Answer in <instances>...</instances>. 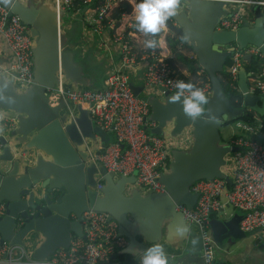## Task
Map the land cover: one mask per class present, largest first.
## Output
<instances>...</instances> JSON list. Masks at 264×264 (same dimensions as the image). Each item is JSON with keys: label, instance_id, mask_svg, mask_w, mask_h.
Masks as SVG:
<instances>
[{"label": "water", "instance_id": "1", "mask_svg": "<svg viewBox=\"0 0 264 264\" xmlns=\"http://www.w3.org/2000/svg\"><path fill=\"white\" fill-rule=\"evenodd\" d=\"M0 5L19 17L28 27V33L34 41V85L27 92L19 91L0 71V110H12L27 116V120L21 117L18 119L19 130L2 128L0 131V204L3 203L5 207L4 214L0 216L2 241L28 247L33 243L35 235L42 236L43 242L32 259L44 261L57 249L69 247L71 228L83 238L82 231H79L82 214L92 209L97 213L107 214L109 221L117 223L121 236H125L132 245L145 250L147 247L137 240V235L146 238L149 227L140 225L132 233H128L124 226L130 218L137 224H141V217L151 223L153 214L142 215V205L148 206L150 210H157L159 218L178 214L183 220L180 213H173L172 210L175 211L179 205L188 209L195 206L197 196L190 192L195 183L224 179L230 185L229 177L221 174L220 169L225 166V157L238 150L236 147L220 145L219 129L241 119L248 112L264 116V97L248 94L249 74L243 69L238 75L243 103L240 109L231 106L217 77L223 72L229 52H221L219 46L236 43L240 48L261 47L264 53V17L261 8L256 7L252 26L244 21L236 32H214L218 20L228 15L223 0H185L180 3L179 13L171 19L177 23L183 36L188 37L184 43L191 47L197 56L199 67L206 72L211 93L209 103L205 106V114L200 118L193 120L181 109L174 113L176 128L169 130V134L176 136L184 128H191L192 144L185 152H172L169 172L163 173L160 178L165 193L141 198L138 194L123 196L126 179L123 177L113 184L111 178L114 175L104 173L102 166H95L88 161V155L84 152H78L79 157L76 158L67 157L59 150L48 153L49 155L44 153L50 160L40 153H30L32 149L44 150V132L51 121L61 124L64 128L62 130L73 144L82 147L85 139H90V134L87 135L83 126V118L88 120L89 117L87 111L81 112V118H77L63 103L49 108L46 96V90L53 89L58 84L59 71L63 74V83L71 81L82 84L80 70L71 63L72 53L62 52L67 39L59 31L56 10L51 6L38 10L33 5H23L19 0H0ZM244 60L251 63L249 55ZM130 87L135 96L141 94V87L133 84ZM21 92L26 93L19 94ZM168 95L169 93L166 96ZM33 96L34 99H31ZM169 127L170 120L164 124L159 123L154 134L163 136V130L167 131ZM159 129L160 133L157 134ZM35 130L38 131L37 135L29 140ZM94 132L100 138L108 136L97 127ZM114 142L115 140L109 144ZM84 169L88 186L92 188L87 194L84 183L80 186L77 183L83 181ZM98 175L105 182L100 192L94 190ZM187 199L193 203H187ZM70 200L76 201L80 206L69 209ZM73 213L75 220L70 222L69 217ZM153 226L154 223L151 224ZM261 243L259 249L264 248V239H261Z\"/></svg>", "mask_w": 264, "mask_h": 264}, {"label": "built area", "instance_id": "2", "mask_svg": "<svg viewBox=\"0 0 264 264\" xmlns=\"http://www.w3.org/2000/svg\"><path fill=\"white\" fill-rule=\"evenodd\" d=\"M138 2L54 0L59 31L64 30L63 24L80 18L83 27L94 37V54L103 58L117 55L119 61L118 66L106 75L102 89L66 88L59 74L58 84L53 89H47L46 96L50 106L63 103L70 113L72 106L85 108L97 128L114 136L115 142L94 154L90 162L102 166L104 173L114 176L135 174L138 187L150 193L163 194L165 189L160 178L169 168L171 152L187 151L193 140L187 134L174 141L155 135L153 129L156 123L148 119L149 101L140 95L135 96L130 87L131 74L140 66H144L145 95L155 91L175 94L176 82L183 80L170 63L172 52L167 38L173 36V31L169 27L166 26L157 35L158 47L155 50L144 48L143 42L149 37L136 29L134 8ZM223 2L228 15L220 18L216 26L218 31L235 32L244 21L252 26L255 21L250 22L245 16L248 15L245 11L251 8H261L264 17V0ZM124 4L130 9L124 11ZM168 22L176 28L171 18ZM0 38L12 56L8 70L1 72L13 79L16 88H30L34 85V41L28 27L2 5ZM183 47L179 44L176 49L182 52ZM247 55L255 68L249 73L248 94L264 97V53L261 47L233 48L226 72L228 87L231 91L240 92L238 75L248 64L244 60ZM201 88L206 95H210V84L206 83ZM12 123L13 120H4L2 128L11 129ZM233 125L235 134L230 145L238 151L232 153V168L224 175L229 177L230 185L224 179L198 181L191 187L192 193L197 196L195 206L192 209L176 206V211L187 224L199 228L202 264H218L208 227L212 214H220L229 206L242 213L239 222L242 233L254 235L264 232V116L254 113L252 122L237 121ZM102 187V178H99L96 190L100 191ZM4 212V204L1 203L0 216ZM108 218L107 214L92 209L84 212L81 222L83 238H74L68 248L56 250L44 261L32 259L25 252L26 247L2 241L0 235V264H120L114 261V257L126 248L128 241L119 234L117 223Z\"/></svg>", "mask_w": 264, "mask_h": 264}, {"label": "crops", "instance_id": "3", "mask_svg": "<svg viewBox=\"0 0 264 264\" xmlns=\"http://www.w3.org/2000/svg\"><path fill=\"white\" fill-rule=\"evenodd\" d=\"M19 1L25 6L33 5L38 10L45 6L49 8L51 6L55 11L54 0H19ZM255 9L256 8L253 9L251 8L249 11H245L246 13H248V15L245 16L246 18H248V20H250V22L251 20L255 21V14H254ZM174 23L176 25V28L179 29L177 23L176 22ZM77 24H80L81 27H79ZM217 24L215 25L214 32H225V31H218L216 29ZM62 27H63L62 29H64L62 30V33L64 35H65L64 31L65 32L72 31V37L70 39L65 35V38L67 39V45L64 47L62 52L72 53L73 57L71 63L73 66H75L80 70V81L82 82V84L77 82H76L77 84H74L71 81H66L67 82L65 83L66 88L89 89V90L102 89L106 75L108 74V72H111L113 69H115L118 66L119 58L117 57V55H110V57L103 58V57H98L94 54L95 40H92L94 37L92 36V33L87 31L83 27L80 18H76L72 20L70 23L67 22L63 24ZM235 46H238L240 48L238 44L233 43L231 45H221L219 46V49L221 50V52L227 51L230 53L232 51L229 50L230 49L233 50ZM241 49H246V48H241ZM178 53L183 55V57L187 58L188 60L196 63L197 68L200 69V71L198 72L199 76L204 72V70L199 67L197 56L195 55L194 51L191 49V47L188 44L187 45L185 44V46L182 49V52H178ZM227 60H229V58H227ZM170 62H172V66L179 71L181 76L185 78H191V75L187 70L186 64L181 62L179 59H176L175 55L172 54V58ZM11 63H12V56L0 38V71L8 70ZM227 68L228 67H225L224 65V69L222 73L226 74ZM143 73H144V66H140L137 70H135L131 74L130 82L134 86L141 87L142 92L140 96L144 97L149 101L150 115L148 119L153 120L156 123L157 128L159 126V123L164 124L165 122L167 123L169 120L171 121V127L166 129L167 131L163 130L164 135L162 136L163 138H166L168 140L171 141H174V139L178 140L179 137H182L185 134L192 136L191 128H184L182 133L176 136H171L169 134L170 132L169 130H172V128L174 129L176 128L174 125L175 122L174 113L177 110L180 109L182 110V107L179 103L170 102L169 97L174 94H169L168 96H166L167 93L163 94L161 91H155L152 94L145 95V93L143 92ZM204 73L206 74V72ZM59 74L62 76L63 79V74L61 71L57 73L58 78H59ZM220 74H218L217 77ZM5 77L8 82L14 84V86L16 87L13 79L9 75L8 76L5 75ZM17 89L19 91L26 90V92L29 90L28 88H27L28 90L19 89V88ZM26 92H21L19 94H24ZM34 96L31 99H34ZM48 107L55 108V107H51L49 104ZM71 108L73 110L72 114L77 118L78 117L81 118L80 116L81 112H86L85 108L79 105L72 106ZM20 117L22 119L27 120V116L23 114H19L16 111L4 110V109L0 110V131L3 130L2 123L4 122V120H13L11 129L19 130L18 119ZM33 119L37 122L35 118ZM233 123L234 122H232V124L231 123L225 124L231 126V133L229 135V138L226 140V142H224L222 145L220 144L221 146L231 147L230 143L235 134ZM83 126L87 135L90 134L89 135L90 139H85L84 146L80 147L76 144H73V142L67 137V135L63 131L64 128L61 127V124L55 123V121L49 122L44 132L45 134V137L43 139L44 150L32 149L30 153L31 154L40 153L47 160H50V158H47L45 154L56 153L58 150L67 157L75 156V158L77 156L79 157V153L81 154L86 153L88 155V161H90L91 158L94 156V154L100 152L103 148L109 145V143L115 140L114 136L108 133H107L108 135L107 138H100L98 135L94 134L95 133L94 130L96 127L95 124H93L90 117H88V120L86 118H83ZM154 129H153V133H154ZM156 132L157 134H159L160 129ZM37 133L38 131L36 130L32 132L29 137V140L34 136H36ZM219 134H220V129H219ZM221 142L222 141H220V143ZM173 151L185 152L183 150H173ZM172 152H171L170 162H172ZM230 154H228L225 157V166L220 169V172L223 175L228 174V172L232 168V164L228 165L229 161L231 162L233 161ZM168 172H169V168L166 174ZM123 177L126 179V183L124 185V191L122 193L123 196L127 197V196H131L132 194H138L141 198H145L150 195H157L138 187L136 184L135 174L126 177L114 176L113 178H111L113 184L119 182ZM99 178L101 179L102 176L98 175L97 181L99 180ZM82 180L83 181H77V183L79 184V186L81 183H84L86 188L85 193L87 194L92 190V188L88 186V178L85 173V169H84V178ZM103 184L105 186V182H103L102 180V185ZM73 190L74 192H76L75 188H73ZM94 190L97 191L96 186ZM190 192L192 193L191 189ZM186 202L189 204H191V202L193 203V201L189 199H187ZM78 206L80 205L76 201L74 200L69 201V209H75ZM141 212L142 215L148 214L149 216H151L153 214L151 223L146 222L147 220L141 217L140 219L141 224H137L136 222L132 221L130 218L128 219V222H125L124 225L125 232L132 233L134 229H136L140 225L149 227L146 232L147 234L146 238L141 237V235H137V240L139 242L142 241L147 248L157 243L162 245L165 253L168 256V264H202L201 235L198 227L187 224L184 219L181 220L178 214H176L173 217L159 218L158 211L150 210L149 207L146 205H142ZM172 212L178 213L176 210L175 211L172 210ZM240 216L241 214L237 210L228 206L225 208V210L222 213L212 214L209 217L208 227L213 242L215 244V251H216L215 262L218 264H264V248L259 249V246L262 245L261 239L262 240L264 239V232L263 233L258 232V234H254L250 236H248L249 234H243L239 230ZM69 218H70V222H74L75 220L74 213L71 214ZM153 223L154 226L151 227V224ZM157 223L159 224L157 225ZM79 231L80 232L82 231V225ZM123 237L126 238L125 236ZM69 238L71 242L74 238H81V237H79L78 233L74 231V229L72 230L71 228L69 230ZM42 242H43L42 236L39 235L34 236V241L31 244V246L26 247L27 249L30 250L29 256L33 257L35 251L41 246ZM134 249L138 251L134 252L133 251ZM143 251L144 249H140L137 246L132 245V243L128 241L126 248L120 251L118 254H116V256L114 257L115 258L114 261L120 264H140L141 257L143 256ZM119 256L122 259H120Z\"/></svg>", "mask_w": 264, "mask_h": 264}, {"label": "clouds", "instance_id": "4", "mask_svg": "<svg viewBox=\"0 0 264 264\" xmlns=\"http://www.w3.org/2000/svg\"><path fill=\"white\" fill-rule=\"evenodd\" d=\"M180 3L181 0H139L134 8L135 25L137 31L149 37L143 42L144 48L155 50L158 47L156 37L165 29L168 20L179 13ZM182 39L187 42L188 37ZM176 89L175 94L169 97L170 102L179 103L186 116L196 120L205 114L209 96L201 87L193 82L179 80ZM140 264H168L163 246L157 243L145 249Z\"/></svg>", "mask_w": 264, "mask_h": 264}, {"label": "trees", "instance_id": "5", "mask_svg": "<svg viewBox=\"0 0 264 264\" xmlns=\"http://www.w3.org/2000/svg\"><path fill=\"white\" fill-rule=\"evenodd\" d=\"M122 9L124 11H126V10H129L130 7L126 4H124L122 6ZM118 13H119V11L116 12V15ZM167 27H169L173 31V36H170L167 38V43H168L169 47L171 48L172 54L175 55L176 59H179L181 62L186 64L187 70L191 75V78H185L182 76L183 80L185 82L196 83L199 87H202L206 83L210 84L207 74H205L203 72L200 76L198 75V72L200 71V69L197 68L195 62L188 60L187 58L183 57V55H181L180 53L177 52L176 47L179 46V44H183L185 46L184 40L182 39L183 35L181 33V30L178 28H172V26L170 25L169 22H167ZM170 63L172 64V62H170ZM229 65H230V60H227L225 62V67H228ZM254 69L255 68H254L253 62H251L250 64H247L245 66V70L247 73L254 72ZM218 79L221 83L223 92H224L225 96L227 97V99L229 100L231 106L236 108V109H240L242 106V103H243V96L241 95V93L240 92H234V91L230 90V88L228 87L226 74H224V73L220 74L218 76ZM253 115H254L253 112H248L246 116L242 117L241 119H239L237 121L252 122ZM237 121H235V122H237ZM119 258L122 259L120 256H119Z\"/></svg>", "mask_w": 264, "mask_h": 264}, {"label": "rangeland", "instance_id": "6", "mask_svg": "<svg viewBox=\"0 0 264 264\" xmlns=\"http://www.w3.org/2000/svg\"><path fill=\"white\" fill-rule=\"evenodd\" d=\"M79 27H81L80 26V24H77ZM64 33H65V35L70 39L71 37H72V31H68V32H65L64 31ZM230 133H231V126L230 125H223L221 128H220V136H221V145L224 143V142H226V140L229 138V135H230ZM230 156H231V158L233 157L232 156V154H230ZM232 164V162L231 161H229L228 162V165H231ZM241 215H242V213L241 212H239ZM251 234H249L248 236H250ZM29 249H27V248H25V252L27 253V254H29Z\"/></svg>", "mask_w": 264, "mask_h": 264}]
</instances>
